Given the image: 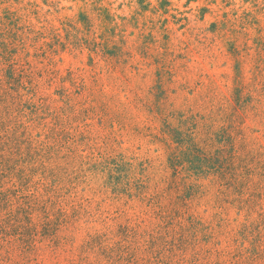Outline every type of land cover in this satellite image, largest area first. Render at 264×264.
Here are the masks:
<instances>
[{
	"label": "rangeland",
	"instance_id": "rangeland-1",
	"mask_svg": "<svg viewBox=\"0 0 264 264\" xmlns=\"http://www.w3.org/2000/svg\"><path fill=\"white\" fill-rule=\"evenodd\" d=\"M0 264H264V0H0Z\"/></svg>",
	"mask_w": 264,
	"mask_h": 264
},
{
	"label": "trees",
	"instance_id": "trees-1",
	"mask_svg": "<svg viewBox=\"0 0 264 264\" xmlns=\"http://www.w3.org/2000/svg\"><path fill=\"white\" fill-rule=\"evenodd\" d=\"M185 154V153H184ZM178 154H176L175 155V162H174V164H173V167H174V170H175V172L176 173H179V167H180V164L182 163V162H179L177 159H178V156H177ZM204 157V156H203ZM199 159L201 158V160H200V164H199V166L201 167V168H205L206 166H204V161L202 162V156L200 155L199 157H198ZM204 160H205V157H204ZM183 164V163H182Z\"/></svg>",
	"mask_w": 264,
	"mask_h": 264
}]
</instances>
